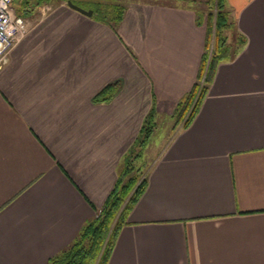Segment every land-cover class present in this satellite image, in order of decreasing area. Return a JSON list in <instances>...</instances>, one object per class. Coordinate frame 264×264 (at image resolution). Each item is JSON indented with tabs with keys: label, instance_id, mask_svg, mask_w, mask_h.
<instances>
[{
	"label": "crops",
	"instance_id": "0c3cea01",
	"mask_svg": "<svg viewBox=\"0 0 264 264\" xmlns=\"http://www.w3.org/2000/svg\"><path fill=\"white\" fill-rule=\"evenodd\" d=\"M51 1L25 11L0 69V264H47L74 240L145 116L173 117L207 54L197 8L129 0L112 27ZM226 5L245 43L149 165L107 264H264V0Z\"/></svg>",
	"mask_w": 264,
	"mask_h": 264
},
{
	"label": "trees",
	"instance_id": "16d2710c",
	"mask_svg": "<svg viewBox=\"0 0 264 264\" xmlns=\"http://www.w3.org/2000/svg\"><path fill=\"white\" fill-rule=\"evenodd\" d=\"M72 1L78 4L79 0ZM90 1L94 4L93 6L90 3V7L93 8H91L93 13L99 15L96 16L97 19L107 22L112 27H115L121 20L124 11L123 5L114 3L102 4L101 0ZM207 6L211 10L214 9L215 14L213 15V13L209 12L206 20L208 23L207 51L211 45L212 32L214 34L212 39L211 56L204 79L205 83L210 81L216 65L221 61L232 58L245 43L244 37L241 35L237 42V48L231 51L229 50L226 30L229 29L233 23L226 5V0H207ZM17 11L19 12V15H22L26 10H23V8L21 9L20 7ZM213 18L214 30H212L211 25ZM198 21L202 22L200 15ZM207 59L208 52L203 59V66L206 65ZM203 69L204 68L202 67V71ZM115 89L116 83L107 85L95 96V101L108 100L114 94ZM206 89V85L200 88L199 98L197 99L194 109L186 120L184 126H187L190 123L198 110L199 104L206 93ZM194 93L191 92L186 99L189 100L194 97ZM153 112L154 110H151L145 116L137 138L131 144L124 156L123 166L119 170L117 182L106 198L101 210L93 219L87 221L82 226L78 235L66 248L50 257L47 264H107L119 230L126 223L128 212L145 189L146 172H143L138 176L136 174L137 169L135 168V161L140 158V150L148 143L154 131Z\"/></svg>",
	"mask_w": 264,
	"mask_h": 264
},
{
	"label": "rangeland",
	"instance_id": "374dc122",
	"mask_svg": "<svg viewBox=\"0 0 264 264\" xmlns=\"http://www.w3.org/2000/svg\"><path fill=\"white\" fill-rule=\"evenodd\" d=\"M57 1L58 0L51 1V2L52 4H55ZM101 1H102V4L114 3L118 5H123L125 2H128L129 0H101ZM159 1L167 2L171 4L191 6V7L197 8L198 10H201L203 14H208L209 12L213 13V15L215 14L214 9L211 10L210 8H208L207 0H159ZM90 3H91L90 0H79L78 1L79 6L85 9H91L92 8L90 7L91 4L94 6L93 3L91 4ZM12 4L17 14L19 13L17 9L21 7V9L23 8V10H27L26 15H28L35 9L37 10L39 8H44L45 5L49 4V0H13ZM23 13H25V11ZM38 15H40V13ZM95 16H99V15L96 14ZM30 18L31 17L26 18L28 22V26L31 20ZM211 25H212V30H214V18L211 21ZM213 34L214 33L212 32L211 45L207 51L208 59L206 61V65L203 66L204 68L203 71H201V77H199L200 83L197 85V89L194 93V97H192L189 100H187L186 98L181 100V105L178 107V109L175 110V112L173 113L174 115L173 117H170V118L161 117L158 120L157 124L154 122V129H153L154 131L148 143L140 150L141 152L140 158H138L135 161V168L137 169L136 174L138 176H140L141 173L146 172V170L148 169L153 159L160 152L161 148L164 147V145L170 140V138L175 134V132L180 129V127L184 126L186 120L191 115L194 109V106L196 104V101L199 98V90L205 84L204 79L207 73L206 72L207 66L210 60V56H211ZM226 35H227V45L229 47V50L231 51L237 48V44H238L237 42H238V39L241 37V34L235 29L233 25H231V27L226 30ZM209 39H210V36H209Z\"/></svg>",
	"mask_w": 264,
	"mask_h": 264
},
{
	"label": "built area",
	"instance_id": "2783aa9c",
	"mask_svg": "<svg viewBox=\"0 0 264 264\" xmlns=\"http://www.w3.org/2000/svg\"><path fill=\"white\" fill-rule=\"evenodd\" d=\"M13 0H0V69L8 61L15 43L27 32L28 22L15 12Z\"/></svg>",
	"mask_w": 264,
	"mask_h": 264
},
{
	"label": "water",
	"instance_id": "95a60500",
	"mask_svg": "<svg viewBox=\"0 0 264 264\" xmlns=\"http://www.w3.org/2000/svg\"><path fill=\"white\" fill-rule=\"evenodd\" d=\"M66 3L69 7L83 13V14H86V15H92L93 14V10L92 9H85L81 6H79L78 4L74 3L72 0H66Z\"/></svg>",
	"mask_w": 264,
	"mask_h": 264
}]
</instances>
